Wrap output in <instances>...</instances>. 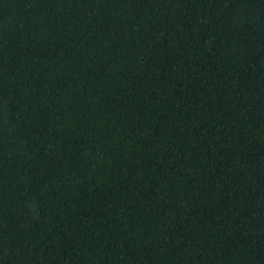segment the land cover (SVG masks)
Masks as SVG:
<instances>
[{"label":"trees","instance_id":"16d2710c","mask_svg":"<svg viewBox=\"0 0 264 264\" xmlns=\"http://www.w3.org/2000/svg\"><path fill=\"white\" fill-rule=\"evenodd\" d=\"M0 264H264V0H0Z\"/></svg>","mask_w":264,"mask_h":264}]
</instances>
